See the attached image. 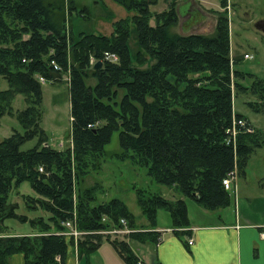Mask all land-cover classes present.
<instances>
[{"label": "trees", "instance_id": "16d2710c", "mask_svg": "<svg viewBox=\"0 0 264 264\" xmlns=\"http://www.w3.org/2000/svg\"><path fill=\"white\" fill-rule=\"evenodd\" d=\"M115 1L134 14L114 20L108 35L68 29L59 15L62 6L54 1L0 0V76L10 83L0 89V116L12 113L17 93L28 103L19 117L24 131L0 141V264H11L16 254H22L24 264H66L70 249L81 256L105 240L97 232L87 233L75 246V237L64 233L68 220L89 232L121 226V218L136 225L121 198L95 204L94 187L76 193V179L98 165L116 131L122 149L117 157L145 167L156 182L180 194L147 196L137 188L150 230L132 232L129 238L140 242H158L161 232L152 229L160 209L169 211L174 227L186 228L187 199L207 209L227 206L231 194L223 179L235 168L244 175L251 155L264 146V133L234 109V93L247 88L236 81L244 74L233 68L237 59L231 57L227 16L218 18L212 34L173 32L170 27L179 20L175 0L159 12L151 8L155 0ZM133 26L136 53L130 46ZM107 52L118 60L107 59ZM92 57L101 65L95 67ZM63 73L70 86L72 153L40 138L23 149L40 130L43 89L38 77L56 83ZM255 84L254 108L260 111L264 81ZM235 118L245 123L234 125ZM25 181L35 192L24 195L26 204L38 205L48 216L29 219L16 212L10 193ZM8 217L29 219L36 230L14 233L5 222ZM112 241L130 264H137L127 240Z\"/></svg>", "mask_w": 264, "mask_h": 264}, {"label": "rangeland", "instance_id": "374dc122", "mask_svg": "<svg viewBox=\"0 0 264 264\" xmlns=\"http://www.w3.org/2000/svg\"><path fill=\"white\" fill-rule=\"evenodd\" d=\"M48 1H54L59 6H62V9L59 10L60 18L65 21L66 27L68 29L72 28L75 33L86 31L109 35L114 31V20L134 14L133 11L128 10L115 0ZM155 1L156 3L151 8L156 12L167 9L171 2V0ZM175 4L180 8L181 16L178 22L170 27L173 32L212 34L216 30L218 18L221 15L228 17L231 57L237 59L233 63V68L244 74V77H237L236 81L247 88L245 90H237L234 93V109L249 118L254 127L264 133V107H261L260 111L254 108V102L258 98L252 91V88L256 85V80L264 81V30L256 27L257 22L264 21V0H175ZM188 12L195 13L200 20L194 25L188 24V22H185L186 17L189 16ZM152 20L154 22L155 19L153 18ZM132 29L133 34L130 46L132 47V52L136 53L139 42L135 26ZM246 53L250 54L251 57H244ZM67 74L63 73L56 83L52 81L42 83L43 103L41 105V117L38 122V129L40 130L34 138L24 142L22 145L23 149L35 146L40 138L41 141L44 140L43 143L49 142L56 148L70 150L72 153L70 86L67 81ZM9 87L10 83L7 78L0 76V89ZM11 106L12 113L6 112L0 116V141L11 135L15 130L24 131L19 117L20 112L28 106L26 96L22 93H17L12 100ZM121 150L119 132L116 131L111 142L106 145V154L98 165L87 169L83 177L76 179V193L78 190L94 187L96 192L95 204L109 201L115 197L121 198L135 214L136 225L133 228L136 231L140 229L149 230V228L145 227L148 219L143 215L138 203L137 188L143 189L147 196L161 193L166 198L171 199L176 198L178 193L172 188L156 182L147 174L145 167L136 166L129 159L123 160L117 157L116 154L121 152ZM247 171L253 173L252 175H259L264 171V146L256 148L247 166ZM252 180L256 181L255 179ZM34 193L28 181L23 182L10 193L9 200L17 204L16 212L20 216L27 215L29 219L48 216V213L35 203V209L30 208L26 204L24 195ZM169 214V211L160 209L158 219L166 223L170 219ZM29 219L25 221L19 217H8L5 222L10 231L27 234L36 230ZM71 222L72 226L77 228L74 220ZM111 229H107V231ZM77 230L79 231L80 229ZM79 232L82 234L73 238L75 246H77L78 240L81 237L84 238V235L87 234L83 230ZM99 234H102L101 236L105 240L96 249L82 254V264H127L125 260L126 253L122 251L118 244L107 240V237L109 236L115 240H127L131 248L137 246L138 241L132 239L134 241L132 244L129 234L124 237L114 232ZM105 243H108V245L101 248L100 246ZM115 247L120 253L116 251ZM112 250H114L115 255L111 254ZM12 260L11 258V264H18L17 260Z\"/></svg>", "mask_w": 264, "mask_h": 264}, {"label": "crops", "instance_id": "0c3cea01", "mask_svg": "<svg viewBox=\"0 0 264 264\" xmlns=\"http://www.w3.org/2000/svg\"><path fill=\"white\" fill-rule=\"evenodd\" d=\"M186 22L193 23L192 17ZM247 166L246 173L239 174L227 206L207 209L187 199L190 225L174 227L170 214L166 223L157 219V226L152 230L161 232L160 240L138 241L137 246L132 247L134 254L143 264H264V171L252 175ZM190 239L194 240L193 244L189 243ZM105 245L108 243L100 247ZM111 254L115 255L114 250ZM12 259L24 264L22 254ZM82 262V255L79 256L75 248L70 249L66 264Z\"/></svg>", "mask_w": 264, "mask_h": 264}, {"label": "built area", "instance_id": "2783aa9c", "mask_svg": "<svg viewBox=\"0 0 264 264\" xmlns=\"http://www.w3.org/2000/svg\"><path fill=\"white\" fill-rule=\"evenodd\" d=\"M106 57H107V59H111L113 61L118 60V57L114 53L110 54V53L107 52V56ZM245 57H250V56H249V54H245ZM91 61L94 62V59L92 58ZM52 64H53L54 68H56V69H59L60 68V66L55 61H52ZM39 79L41 81H45L44 76H39ZM237 122L239 124H244L245 123V120L243 118H241V119H236L235 118L234 119V125ZM235 128L236 127H234L233 136H236V133H237V130ZM237 179H238V170H237V168H235L231 172H229L227 174V176L223 179V184H224L225 188L227 190H231L232 191L233 190V187H235L236 184H237ZM64 223L68 226V230L65 231L64 233L71 234L74 237H77L79 234H82L81 232H79L80 230L79 231L77 230L78 228H75V227L72 226V222L70 220H68V221H66ZM121 224H122V226H118V227L113 228V229H111L109 231H107V230H98V231H92V232H89V231H83V232H86V233H93V232H97V233L114 232V233H118V234H121L122 236H124L126 234H129L131 232L136 231L135 228H133V227H131V226L128 225V222H127L126 218H121ZM193 242H194L193 239H190L189 240V243L190 244H193ZM137 264H143V263H142V261H138Z\"/></svg>", "mask_w": 264, "mask_h": 264}, {"label": "water", "instance_id": "95a60500", "mask_svg": "<svg viewBox=\"0 0 264 264\" xmlns=\"http://www.w3.org/2000/svg\"><path fill=\"white\" fill-rule=\"evenodd\" d=\"M178 13H180V8H178ZM180 14H181V13H180ZM192 20L194 21L195 19H192ZM196 22H197V21L195 20V22L191 23L190 25H194V24H196ZM256 27H258V28L264 30V21H259V22H257V23H256ZM185 32H186V31H185ZM99 65H101V61H97L95 67H98Z\"/></svg>", "mask_w": 264, "mask_h": 264}, {"label": "flooded vegetation", "instance_id": "af4514ba", "mask_svg": "<svg viewBox=\"0 0 264 264\" xmlns=\"http://www.w3.org/2000/svg\"><path fill=\"white\" fill-rule=\"evenodd\" d=\"M188 10V9H187ZM188 17L189 18H191L192 17V19H195L196 21H198V20H200V18H197V16L195 15V13L193 14V12H188ZM183 16V15H182ZM188 17H186V19H185V22L188 20ZM195 20L193 21V22H195Z\"/></svg>", "mask_w": 264, "mask_h": 264}]
</instances>
